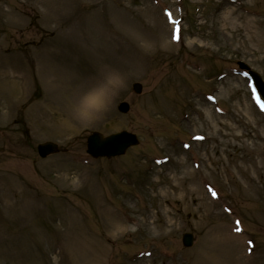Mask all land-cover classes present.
<instances>
[{"label":"rangeland","instance_id":"rangeland-1","mask_svg":"<svg viewBox=\"0 0 264 264\" xmlns=\"http://www.w3.org/2000/svg\"><path fill=\"white\" fill-rule=\"evenodd\" d=\"M3 46L0 126L24 99L28 135L0 145V264H264V117L237 66L264 82V0H0ZM109 68L125 87L73 117ZM94 131L139 145L93 161Z\"/></svg>","mask_w":264,"mask_h":264},{"label":"water","instance_id":"water-1","mask_svg":"<svg viewBox=\"0 0 264 264\" xmlns=\"http://www.w3.org/2000/svg\"><path fill=\"white\" fill-rule=\"evenodd\" d=\"M256 81L257 88L264 97V84L255 75H252ZM133 90L138 94L141 91L139 85H134ZM119 111L122 113L128 112V105L121 104L119 106ZM137 144V141L133 135L127 134L125 132L118 133L107 138H103L101 135L94 133L87 140L88 153L97 157L111 158L124 154V152L131 146ZM56 151V146L50 143L40 145L38 147V153L41 157H45L48 154L54 153ZM183 246L190 247L192 245V236L185 235L182 240Z\"/></svg>","mask_w":264,"mask_h":264},{"label":"clouds","instance_id":"clouds-1","mask_svg":"<svg viewBox=\"0 0 264 264\" xmlns=\"http://www.w3.org/2000/svg\"><path fill=\"white\" fill-rule=\"evenodd\" d=\"M123 87H125V81L118 73L104 76L73 106L75 117L82 122H90L93 118L107 110L111 99Z\"/></svg>","mask_w":264,"mask_h":264},{"label":"bare ground","instance_id":"bare-ground-1","mask_svg":"<svg viewBox=\"0 0 264 264\" xmlns=\"http://www.w3.org/2000/svg\"><path fill=\"white\" fill-rule=\"evenodd\" d=\"M150 43H151V42H150ZM150 43H147V45L150 44ZM112 65L115 66L114 64H112ZM110 68H111V67H110ZM110 68H109V69H105V71H106V70H107V72L109 71V74H112V73H118L120 76L123 75V73H121L120 71H117V70H115V69H113V68L110 69ZM79 100H80V98L77 99L76 102H78ZM69 116H70V115H69ZM73 117H75V116H73ZM73 117H72V118H73ZM66 126H67V124H66ZM111 223H112V221H110V224H111ZM229 239H231V238L229 237ZM230 242H231V241H230ZM229 248H232V247H229ZM236 250H237V249H236ZM230 253H231V252H226L225 255H224V258H225V257H229V256H231ZM224 258H223V259H224ZM221 262H222V261H221Z\"/></svg>","mask_w":264,"mask_h":264}]
</instances>
